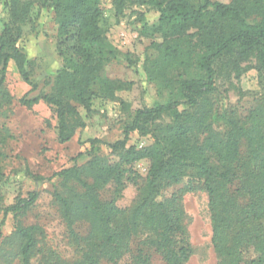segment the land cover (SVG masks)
Masks as SVG:
<instances>
[{
    "label": "trees",
    "instance_id": "16d2710c",
    "mask_svg": "<svg viewBox=\"0 0 264 264\" xmlns=\"http://www.w3.org/2000/svg\"><path fill=\"white\" fill-rule=\"evenodd\" d=\"M201 1L195 5L192 0H113L116 15L127 5L158 13L155 25L141 29L155 39L151 47L156 56L147 58L144 68L159 93H168V101L137 109L115 142L88 140L86 164L46 178L31 175L37 182L70 183L68 195L54 189L53 199L72 255L38 249L39 228L16 221L18 264H35L40 254L37 264H152L151 252L160 254L165 264H186L191 250L177 198H160L173 185L207 195L211 243L220 264H264V105L254 107L245 123L226 114L200 112L217 90L216 66L224 59L254 57L264 82V0H231L227 5ZM36 3L52 8L59 36L75 37L77 59L64 58L50 94H26L18 103L28 108L46 104L56 118L57 141L64 144L85 127L76 105L89 111L96 98L124 105L118 92L129 90L130 84L100 76L114 56L100 26L101 0H11L9 20L0 33V109L8 111L12 103L4 87L10 62L22 81L35 89L17 43ZM133 132L150 134L153 143L141 149L128 146ZM100 146L117 160L109 163L98 156ZM143 159L150 165L131 207L119 209L100 198V189L108 184L122 188L126 167ZM3 177L0 166V185ZM37 197L32 191L11 205H1L0 225L9 214L13 219L23 215Z\"/></svg>",
    "mask_w": 264,
    "mask_h": 264
},
{
    "label": "rangeland",
    "instance_id": "374dc122",
    "mask_svg": "<svg viewBox=\"0 0 264 264\" xmlns=\"http://www.w3.org/2000/svg\"><path fill=\"white\" fill-rule=\"evenodd\" d=\"M10 1L0 0V33L9 20ZM210 1L225 5L231 3V0ZM192 2L195 5L202 3L201 0ZM100 7V26L114 49L112 60L103 67L100 76L129 83L130 87L118 92L124 105L101 98L92 100L89 111L76 105L85 127L77 130L73 138L64 144L57 141L56 118L46 104L39 102L28 108L21 106L18 100L26 94L27 98H33L51 93L54 77L61 69L64 58L77 59L75 37L59 36L52 8L39 3L34 4L29 22L22 26V36L17 44L25 53L26 69L35 89L31 90V86L22 81L15 65L10 62L4 87L12 97V103L8 111L0 109V166L4 174L0 185V208L1 205L13 204L16 197H25L28 192L35 191L38 197L19 218L13 219L9 214L0 225V264H18L15 256L18 241L13 237L16 221L24 226L39 228L38 249L51 248L63 257L71 258L65 227L53 199L54 189L68 195L70 183L64 186L59 179L49 183L37 182L31 175L46 178L73 165L86 164L90 160L88 140L95 138L107 143L115 142L122 138L123 124L137 109L168 101V93H159L157 85L148 80L144 68L145 60L154 58L156 52L151 47L155 39L144 36L141 29L144 24L149 28L155 25L158 13L146 6L127 5L122 15H116L113 0H101ZM216 72L217 90L200 112L226 114L245 123V118L254 107L264 105V82L256 59L227 58L217 64ZM152 143L150 134L142 136L133 132L127 145L141 149ZM98 154L109 163L117 160L105 146H100ZM149 165V161L143 159L127 166L123 187L118 189L108 184L100 189V198L113 201L119 209L131 207L144 184ZM173 196L177 198L186 241L191 250L186 264H220L211 243L212 226L205 192L199 189L183 192L182 185H173L163 190L160 198L170 199ZM84 231L85 228L81 227V232ZM39 257L41 254L33 259L35 264ZM151 263L165 264L157 252H151Z\"/></svg>",
    "mask_w": 264,
    "mask_h": 264
}]
</instances>
